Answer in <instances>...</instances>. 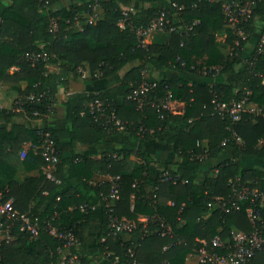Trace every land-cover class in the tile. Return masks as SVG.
<instances>
[{"label":"trees","instance_id":"obj_1","mask_svg":"<svg viewBox=\"0 0 264 264\" xmlns=\"http://www.w3.org/2000/svg\"><path fill=\"white\" fill-rule=\"evenodd\" d=\"M230 1L253 3L239 31L240 37L243 33L247 37L239 38V46L223 13V4ZM54 4L57 8L52 11ZM94 4L96 16L88 20ZM162 8L177 30L169 32L165 42L142 46L135 29L148 26ZM263 16L264 0H134L126 16L116 0H76L68 7L61 0H0V188L6 189L5 198L12 199L14 209L38 221L36 237L14 226L13 239H0V264H67L59 250L63 241L48 232L49 225L70 231L77 244L68 250L78 254L81 264H94L89 232L92 206L102 212L94 244L110 262L116 255L123 258L127 246L135 244L141 264H186L195 253L197 238L209 240L214 234L226 238L232 227L250 231L245 206L240 211H223L212 197H226L234 177L251 188L264 189V168L240 163L243 157L264 161V115L245 111L233 123L214 111L212 99L230 104L247 97L264 107V41L248 58L241 56L256 19ZM260 31L264 36V26ZM220 34L231 46L230 54L220 51L216 42ZM33 53H45L46 59L28 60ZM50 65L58 71L53 72ZM12 67L16 69L10 71ZM213 67H219L215 76L204 74ZM163 71L177 75L158 78L156 74ZM145 74L154 86L141 93L144 104L139 107L129 96ZM111 76L119 78L108 88L66 96L61 102L62 128L50 122L57 94L70 78L89 83ZM167 91L173 100L184 103L181 115L151 106L150 100L162 101ZM39 93L45 95L41 101L27 99ZM95 100L103 102V115L89 111L88 103ZM17 106L22 110L16 111ZM111 111L128 139L98 156L77 153V142L99 144L117 132L107 117ZM45 134L57 149L54 179L45 176V161L33 149L24 158L19 156L24 144L40 143ZM149 139L167 144L178 157L160 162L155 177L149 175V167L157 162L139 148L141 141ZM223 155L203 172L201 180V165ZM21 171L37 173L21 177ZM165 172L175 182L164 180ZM96 174H107L117 183L118 198L109 196L112 181L98 180ZM84 203L88 207L81 209ZM258 207L264 223V207ZM110 209L136 223L135 230L113 237L108 229ZM140 216L147 217L153 228V219L171 223L174 234L144 235ZM171 242L175 244L164 249ZM249 264H264V252H258Z\"/></svg>","mask_w":264,"mask_h":264},{"label":"built area","instance_id":"obj_2","mask_svg":"<svg viewBox=\"0 0 264 264\" xmlns=\"http://www.w3.org/2000/svg\"><path fill=\"white\" fill-rule=\"evenodd\" d=\"M46 2V0H45ZM251 1L239 2V1H230L223 4V13L226 18L231 23L232 30L237 35L234 44L239 46L242 40H245L247 34L243 33L240 37L239 31H241L242 23L247 21L249 12L252 7ZM172 6L177 9L175 3ZM93 11L92 14L88 16V20L96 16L95 4L90 6ZM122 13L126 16L127 10L122 9ZM85 15V14H84ZM86 19V20H87ZM75 25H78L79 19H75ZM120 26H123V20L119 22ZM167 26H169L167 28ZM177 26L169 24L167 17V10L162 8L157 16L148 24L146 27H138L135 29V34L139 43L144 46L145 37L148 33L155 30H166L168 33L177 30ZM240 38V39H239ZM264 41V36L261 42ZM39 57L46 59L45 53L39 54H29L27 59L30 61H35ZM219 71V67H213L211 69L205 70L204 74H209L215 76ZM78 72L81 77H84V71L81 68H78ZM0 82V89H1ZM154 86L152 82H149L146 78L140 82V84L133 89L130 94V98L137 101L138 106L140 107L144 104L141 93L148 89H151ZM44 93H39L38 95L30 94L27 99L41 101L44 98ZM151 106H153L158 112L160 110L168 111L169 113L181 115L184 111V103L181 101L173 100L171 94L167 91L165 98L161 100H150ZM249 100L247 97H242L237 101H233L230 104H226L218 101L216 98L212 99L213 109L221 117H229L233 123H237L241 119V115L245 111H249L254 115H264V107L255 106L249 107ZM89 111L98 110L101 115H103L105 107L103 102L99 100L91 101L88 103ZM16 111L22 110L21 106H17ZM34 116L40 117L37 111L32 113ZM109 122L112 123L116 129L123 128L122 123L114 115V112L111 111L107 116ZM233 136L237 141L241 142L236 131H232ZM28 149H33L36 153H39L44 161L45 166L43 173L49 179H54L52 171L54 169L55 163L58 160L57 149L55 147L54 141L49 138L48 134L44 135V138L40 143H27ZM27 149L22 148L19 152L20 158L26 156ZM164 180H175L170 176L168 172L164 173ZM230 192L226 197L214 196L212 200L217 202L220 205L221 210L228 211H240L242 206H245L244 212L248 219L251 222L252 229L250 231H242L237 228H230L226 232V238L220 234H214L210 237L209 240L197 238L198 242L195 253L191 254L189 257H194L195 264H249L251 259L258 253L264 252V223L260 215V207H264V189L260 190L257 186L251 188L247 182L241 180L239 177H234L229 181ZM6 189L0 188V239H13L14 238V226L20 232H26L32 237H36L38 234V221L32 219L27 214H21L16 209L13 208L12 199L5 198ZM110 198H118V185L114 180L111 183L109 190ZM210 206V203H208ZM81 209L88 207L85 203L79 206ZM92 208V207H91ZM205 217V215L203 216ZM151 221L155 223L156 228L151 227L148 224V220L141 221V232L144 235L159 233L161 236H172L173 229L172 224L161 219H156ZM136 228V223L129 221L123 217H117L110 209V214L108 216V229L109 233L113 237L128 236ZM48 232L61 239L63 241L61 252H64L63 261L67 264H81L78 254L70 252L68 249L71 246L77 244V240L70 231H58L52 225L48 226ZM180 242V240L176 241ZM174 242H171L169 245L164 246V249H167L169 246L174 245ZM109 256V253L106 254ZM112 264H141L136 258L135 244L127 246L126 251L123 255V258L116 255L111 260Z\"/></svg>","mask_w":264,"mask_h":264},{"label":"crops","instance_id":"obj_3","mask_svg":"<svg viewBox=\"0 0 264 264\" xmlns=\"http://www.w3.org/2000/svg\"><path fill=\"white\" fill-rule=\"evenodd\" d=\"M119 5L121 6L122 9L125 10H133V2L134 0H116ZM76 0H61V3L63 6H70L71 4L75 3ZM57 6L51 5L50 10H55ZM255 31L250 35V37L244 42L242 49H241V56L242 58H248L255 47L257 46V43L262 40L263 34H261V28L264 26V16L257 18L255 21ZM168 39V32L166 30H155L147 34L145 37L144 42L146 44H151V43H162L165 42ZM216 42L218 44V47L220 51L226 55L231 53V46L228 45L225 42V35L220 34L216 36ZM53 72L58 71V67L54 65L49 66ZM16 69V67H12L10 71ZM177 73L174 71H163L160 73H157L156 76L158 78L161 77H169V76H176ZM149 78H151L150 75H148ZM118 76H111V77H97L96 79L90 81L89 83H85L81 80H74L70 78L68 80V83L61 87L59 90V93L57 94V103L55 104V114L54 118L50 122H54V124L58 128H62L64 126V108L61 105V102L66 99V96L72 92H79V91H89V90H95V89H102V88H108L111 85H113L117 80ZM257 106L254 103H250L249 107H255ZM41 120V119H39ZM128 134L127 132L124 131L123 128L117 129V132L112 134L110 137L106 139L105 142L99 143V144H93V145H85L80 142L76 143L75 146V151L79 154H84V155H93V156H98L100 153L108 150H113L116 148L122 141L128 139ZM22 148H25L28 150L27 143L23 145ZM139 148L148 154H150L154 160L157 162V164H153L149 167V175L151 177L157 176L159 173V166L158 164L160 162H173L178 159L176 154H173L169 150V146L167 144L161 143L157 139H149V140H143L139 143ZM225 158V155L221 156L218 159H213V160H207L201 165V175L200 179L202 180V174L205 170H207L209 167L213 166L214 164L220 162L222 159ZM240 163L243 166H252V167H263L264 168V161L259 160V159H253L250 157H243L240 160ZM36 171H31V172H23L21 171L20 175L21 177L25 175H36ZM95 178L98 180H109L113 181V179L107 175V174H96ZM71 209V207H69ZM92 211H93V219L90 222L89 226V232L92 238V242L90 244V252L91 256L94 259V264H111V262L104 256L100 255L97 250V245L94 244L95 236L97 231L100 228L101 221H102V212L99 207L97 206H92ZM148 218L145 216H140L139 221H146ZM103 240V239H101ZM195 258L194 257H187L186 259V264H195ZM191 261V262H190Z\"/></svg>","mask_w":264,"mask_h":264},{"label":"rangeland","instance_id":"obj_4","mask_svg":"<svg viewBox=\"0 0 264 264\" xmlns=\"http://www.w3.org/2000/svg\"><path fill=\"white\" fill-rule=\"evenodd\" d=\"M145 78H146V79H149V77H148V75H147V74H145ZM190 262H191V261H190Z\"/></svg>","mask_w":264,"mask_h":264}]
</instances>
